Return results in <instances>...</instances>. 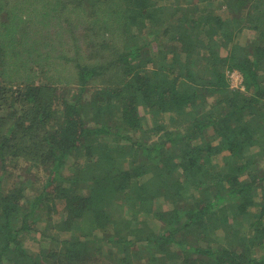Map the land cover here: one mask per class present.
Instances as JSON below:
<instances>
[{"label":"trees","instance_id":"16d2710c","mask_svg":"<svg viewBox=\"0 0 264 264\" xmlns=\"http://www.w3.org/2000/svg\"><path fill=\"white\" fill-rule=\"evenodd\" d=\"M100 242L264 264V0H0V264Z\"/></svg>","mask_w":264,"mask_h":264},{"label":"rangeland","instance_id":"374dc122","mask_svg":"<svg viewBox=\"0 0 264 264\" xmlns=\"http://www.w3.org/2000/svg\"><path fill=\"white\" fill-rule=\"evenodd\" d=\"M228 80H229V84H230L231 88L241 89V86H240L241 77L237 72H232V73L228 74ZM120 142L124 143L125 145H127L129 143L128 141H120ZM66 161H67V164L72 165L73 163L77 162L78 159L75 156H73L71 158H68ZM58 210H60V209H58ZM128 211H130V210H128ZM124 214L126 215V212ZM128 217L129 216H126L124 218H128ZM54 219L55 220L59 219V217L54 218ZM37 229H38L37 233H35V235L26 237L25 242H24V247H26L27 249H29L32 252L36 251L39 246L44 247V245L46 244V243H41V242H43L41 240L40 235H39L40 234L39 230L42 229L41 226L40 225L37 226ZM99 237H101V236H99ZM100 246H101V250L99 253L98 264H108V260H110V259H109V255L107 253L109 252V249L112 251L113 248L110 244L106 245L104 242H100ZM110 264H112V261H110Z\"/></svg>","mask_w":264,"mask_h":264}]
</instances>
